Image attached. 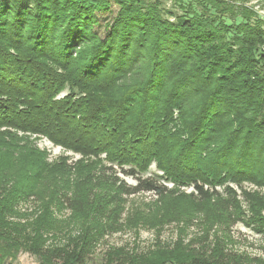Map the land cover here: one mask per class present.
I'll use <instances>...</instances> for the list:
<instances>
[{
    "label": "trees",
    "instance_id": "1",
    "mask_svg": "<svg viewBox=\"0 0 264 264\" xmlns=\"http://www.w3.org/2000/svg\"><path fill=\"white\" fill-rule=\"evenodd\" d=\"M165 1L0 0V264L21 251L40 264H91L126 197L142 192L159 197L156 215L172 186L202 196L205 185L264 187V19L249 0ZM32 136L81 158L49 164ZM151 164L158 173L146 175ZM31 195L41 204L27 216ZM236 206L222 205L230 218ZM235 219L264 232L262 216ZM191 241L108 247L101 264H263L216 235Z\"/></svg>",
    "mask_w": 264,
    "mask_h": 264
},
{
    "label": "rangeland",
    "instance_id": "2",
    "mask_svg": "<svg viewBox=\"0 0 264 264\" xmlns=\"http://www.w3.org/2000/svg\"><path fill=\"white\" fill-rule=\"evenodd\" d=\"M187 0H184L186 2ZM172 2L166 0L164 5L166 8L171 6ZM247 6L253 7L257 15L264 19V0H249ZM117 6H112L113 14ZM175 12L181 13L180 9L174 8ZM112 13H106L100 17V25L97 31L101 36L104 35V23L111 21ZM226 21H230L226 18ZM264 49V47H263ZM31 143L44 152V158L47 163L51 164L59 160L65 161L69 167L81 158V155L73 151L55 145L45 137L32 136ZM154 164L149 166L146 175L156 173ZM158 173V172H157ZM161 174V173H159ZM128 184H133L134 179L131 177L121 176ZM168 186H172L170 183ZM224 185H218L214 188L204 186L207 191L206 196L197 194L191 186L175 187L173 195L166 197L162 202V207L157 214L153 212L160 200L158 196L151 192H142L134 196L126 197L124 211L122 213L120 227L111 233L106 234L95 250V257L91 264H101L102 257L108 247L123 248L125 250H136L145 252L158 244L172 246L178 242L179 245L188 248L187 243L190 240V247L199 246L197 239L206 233L219 238H224L226 246L231 250L243 254L247 258H251L252 263L263 262L264 264V232L257 233L252 226L242 222H236L235 216H245L246 219L255 220V216L264 218V187H258L251 183L244 182L240 186L229 184L231 192L225 193ZM226 197L227 200H221ZM234 197L237 200H233ZM45 200L42 195L41 200ZM39 195H31L28 202L23 205V212L27 216L38 214L40 206ZM236 203V209L230 218L228 210H224L222 205ZM191 205L196 209L197 213L188 215L187 211ZM237 209H240V213ZM53 214L56 219L65 220L75 225L79 217L74 215L71 210H65L62 207L59 211L52 206ZM140 211L145 220L134 222L136 215L134 212ZM173 211L182 212V215L175 214ZM236 214V215H235ZM133 215L132 222L127 221V217ZM225 215L228 219L224 218ZM235 215V216H234ZM224 219L229 220L224 222ZM154 220V223L152 224ZM224 222V223H223ZM182 241V242H181ZM202 244V243H201ZM200 244V245H201ZM250 262V261H249ZM10 264H40L35 256L28 252L21 251L15 261Z\"/></svg>",
    "mask_w": 264,
    "mask_h": 264
}]
</instances>
